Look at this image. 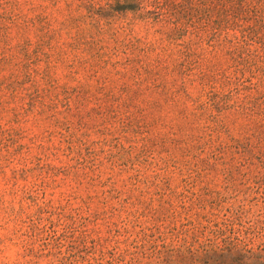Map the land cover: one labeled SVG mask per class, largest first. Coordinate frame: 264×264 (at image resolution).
<instances>
[{"label": "rangeland", "instance_id": "obj_1", "mask_svg": "<svg viewBox=\"0 0 264 264\" xmlns=\"http://www.w3.org/2000/svg\"><path fill=\"white\" fill-rule=\"evenodd\" d=\"M0 264H264V0H0Z\"/></svg>", "mask_w": 264, "mask_h": 264}]
</instances>
